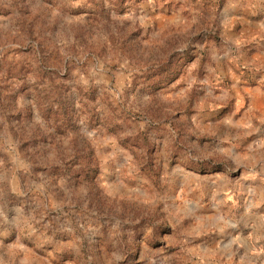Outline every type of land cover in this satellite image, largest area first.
Here are the masks:
<instances>
[{"label": "rangeland", "instance_id": "1", "mask_svg": "<svg viewBox=\"0 0 264 264\" xmlns=\"http://www.w3.org/2000/svg\"><path fill=\"white\" fill-rule=\"evenodd\" d=\"M0 264H264V0H0Z\"/></svg>", "mask_w": 264, "mask_h": 264}]
</instances>
